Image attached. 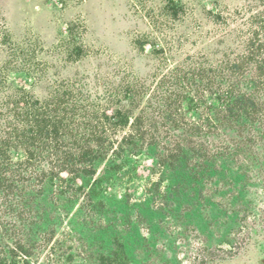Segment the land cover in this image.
Listing matches in <instances>:
<instances>
[{"label": "trees", "instance_id": "trees-1", "mask_svg": "<svg viewBox=\"0 0 264 264\" xmlns=\"http://www.w3.org/2000/svg\"><path fill=\"white\" fill-rule=\"evenodd\" d=\"M256 1L264 7V0ZM180 9L166 0L164 15L171 19ZM246 24L243 51L225 50L217 61L199 59L186 73L175 70L172 91L162 90L161 80L140 110L138 81L112 88L117 105L107 112L79 106L83 98L69 89L39 96L30 81L27 89L17 87L8 80L13 65L6 70L0 63V264H32L39 250L57 247L53 240L64 230L61 238L84 242L80 252L89 264H129L132 235L143 225L160 233L165 222L157 220L165 215L176 220L173 207L183 192L201 196L212 176L219 180L211 185L222 183L224 190L244 186L253 167L264 177V8ZM184 109L196 121L187 123ZM142 151L169 188L163 192L156 185L142 204L147 212L136 215L128 196H100L104 172L94 177L109 155L113 161L104 171L117 172L126 157ZM79 198L82 206L65 224V213Z\"/></svg>", "mask_w": 264, "mask_h": 264}, {"label": "rangeland", "instance_id": "rangeland-1", "mask_svg": "<svg viewBox=\"0 0 264 264\" xmlns=\"http://www.w3.org/2000/svg\"><path fill=\"white\" fill-rule=\"evenodd\" d=\"M174 1L181 9L170 19L164 15L166 0H0V63L5 62L6 70L13 65L8 80L17 87L27 89L30 81L39 96L69 89L83 98L79 106L107 112L117 105L112 88L138 81L144 97L140 110L161 80L162 90L172 91L175 70L186 73L199 59L217 61L225 50L243 51L249 36L246 23L264 8L256 0ZM79 47L80 55L75 52ZM184 112L187 123L196 121L194 112ZM125 159L123 170L106 172L104 165L113 161L109 155L94 179L104 172L100 196H128L135 206H129L131 211L144 214L148 195L159 184L165 192L168 181L159 183L148 151ZM245 173L244 186L234 183L224 190L222 183L211 185L219 180L212 176L201 196L181 193L173 207L179 222L165 215L157 220L159 225L165 222L160 233L150 226L138 228L132 235L137 241L127 243L129 264H264V177L254 167ZM203 196L210 199L204 202ZM81 202L79 198L65 213V224ZM66 233L59 231L53 240L57 247L39 250L32 264H89L80 252L84 242L61 238Z\"/></svg>", "mask_w": 264, "mask_h": 264}]
</instances>
